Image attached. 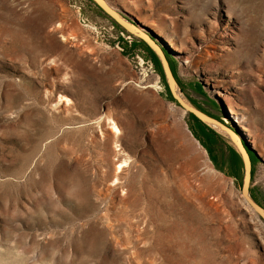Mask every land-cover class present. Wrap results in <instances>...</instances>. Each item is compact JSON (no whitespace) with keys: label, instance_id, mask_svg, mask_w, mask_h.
Segmentation results:
<instances>
[{"label":"rangeland","instance_id":"374dc122","mask_svg":"<svg viewBox=\"0 0 264 264\" xmlns=\"http://www.w3.org/2000/svg\"><path fill=\"white\" fill-rule=\"evenodd\" d=\"M106 2L264 208V0ZM148 48L93 0H0V264H264L240 153Z\"/></svg>","mask_w":264,"mask_h":264},{"label":"water","instance_id":"95a60500","mask_svg":"<svg viewBox=\"0 0 264 264\" xmlns=\"http://www.w3.org/2000/svg\"><path fill=\"white\" fill-rule=\"evenodd\" d=\"M99 7L108 14L112 19H114L119 25H121L126 31L129 33L139 37L143 40L147 46L155 53V55L159 58L162 69L169 86V89L172 93L173 98L181 105L184 109H186L190 114H193L196 118H198L204 125L213 130L216 134H220L223 137L229 139L237 148L238 152L241 155L242 161L245 166V177L243 183V194L248 201V203L253 207V209L259 214V216L264 220V208H262L250 195V183L252 179V168L253 163L251 156L248 151H252L245 139L241 138L239 134L236 132L237 130L229 127L227 124L223 122V120L216 118L212 115H209L197 108H195L188 100V102L184 101L180 96L184 95V90L179 87V83L174 75L172 67L170 65V61L167 58V51L164 42L157 37V35L148 27L143 24L133 20L134 23L128 21V19L124 18L120 15L112 6H110L106 0H93ZM185 96V95H184ZM186 97V96H185ZM187 98V97H186ZM214 124L216 126L211 125ZM218 128V129H217ZM244 142L247 144V147L243 144ZM249 150H248V149Z\"/></svg>","mask_w":264,"mask_h":264},{"label":"trees","instance_id":"16d2710c","mask_svg":"<svg viewBox=\"0 0 264 264\" xmlns=\"http://www.w3.org/2000/svg\"><path fill=\"white\" fill-rule=\"evenodd\" d=\"M148 49H149V48H148ZM150 52H151V51H150ZM152 54H153V53H152ZM153 56H154V58H156V57H155L156 55L153 54ZM173 72H174V71H173ZM192 117H193V121H194V123H195L197 126L199 125V126H202V127H205V128L208 129V127H207L206 125H204V124H203L198 118H196V117L193 116V115H192ZM209 130H210V129H209ZM210 131H211V130H210ZM211 133L213 134V136H217V137H219L218 134H216L215 132L211 131ZM210 139H211V138H210ZM211 143H213L212 140H211ZM232 151H233V156L237 158V157H238V154L235 152V150H232ZM250 155H251V157H252V153H250Z\"/></svg>","mask_w":264,"mask_h":264},{"label":"bare ground","instance_id":"6f19581e","mask_svg":"<svg viewBox=\"0 0 264 264\" xmlns=\"http://www.w3.org/2000/svg\"><path fill=\"white\" fill-rule=\"evenodd\" d=\"M180 97H181L184 101L188 102V101L186 100V98H185L184 95H181ZM112 122H113V121H112ZM112 122H111V123H112ZM113 123H114V122H113ZM211 125H212V126H216V125H214V124H212V123H211ZM112 126H113V125H112ZM113 128L115 129V131H117V133L120 132V129L116 126V124H114ZM217 129H218V128H217ZM114 135L116 136L117 134L114 133ZM118 135H119V134H118ZM117 168H119V169H118L119 171H120V169H122V167H117ZM123 168H125V167H123ZM116 173H117V172H116ZM117 177H118V176H117ZM117 180H118V179H117ZM119 180H120V179H119ZM115 181H116V180H115ZM122 182H123V181H122ZM115 183H116V182H115ZM118 183H119V182H118ZM122 190H123V189H122Z\"/></svg>","mask_w":264,"mask_h":264}]
</instances>
